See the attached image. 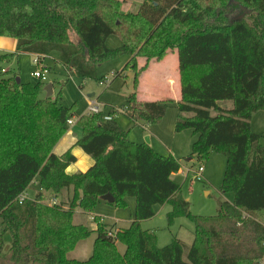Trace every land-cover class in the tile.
<instances>
[{
  "label": "trees",
  "instance_id": "obj_1",
  "mask_svg": "<svg viewBox=\"0 0 264 264\" xmlns=\"http://www.w3.org/2000/svg\"><path fill=\"white\" fill-rule=\"evenodd\" d=\"M123 4L0 0V37L17 41L14 53L0 54V264H257L264 259V134L252 131L251 120L264 111V0H144L137 12L128 13ZM113 35L122 39L120 49L108 46ZM170 49L178 52L181 100L140 101L133 92L126 98L125 116L135 125L156 124L176 104L175 132L191 130L196 137L189 159L205 164L213 154L226 157L221 193H232L234 199L223 202L215 216L192 215L182 186L172 179L182 170L180 160L130 141L115 117L77 120L82 132L77 146L95 164L69 175L76 157L70 151L58 157L54 149L77 106H60L61 92L57 100L41 99V82L19 84L18 74L1 65L21 54L33 55L41 64L57 54L56 64L70 77L103 82L99 64L127 55L124 70L136 73L137 87L138 74L147 69H138V59L159 61ZM169 67L157 75L174 78L175 62ZM148 87L162 93L153 81ZM223 101H231L232 108H222ZM36 179L41 192L20 203ZM69 189L74 195L68 203L44 200V192L57 200ZM106 195L117 208H125L127 198L135 199L128 228L108 226L98 216L95 231L74 223L77 210L92 215ZM166 204L172 207L171 223L185 217L195 225L191 245L174 238L158 248L157 235L141 228L156 216V206ZM7 233L12 241L5 253ZM93 233L97 238L90 258L70 259Z\"/></svg>",
  "mask_w": 264,
  "mask_h": 264
},
{
  "label": "rangeland",
  "instance_id": "obj_2",
  "mask_svg": "<svg viewBox=\"0 0 264 264\" xmlns=\"http://www.w3.org/2000/svg\"><path fill=\"white\" fill-rule=\"evenodd\" d=\"M124 1L122 10L125 13L137 12L144 0H120ZM108 46L111 49L117 50L123 46V41L119 36L113 35L108 39ZM171 50V49H170ZM167 53L173 55L177 54L176 50H171ZM6 53L0 51V54ZM57 54L46 57L43 63L37 65L34 60L35 57L29 54H21L15 56L10 61L2 63L4 70L11 71L12 73L18 74L22 83L43 84V92L41 93V99H47V94L44 91L45 87L53 85V100L58 99V95L61 92V98L58 100L59 105L63 107H72L76 105V116L70 120L74 121V125L69 126L68 130L77 129V120L84 115L91 114V107L94 102H98L101 106L104 105L103 115H109L111 111L116 108H123L126 103V98L136 92L140 94L141 98H146V94L150 87L154 77L158 75L150 74L149 64L145 58L138 59V69L143 68L147 65V69L141 71L138 74V84L135 87V76L136 73L129 69L124 70L126 64L130 60L127 55L117 56L104 60L99 64L97 68L98 78H103V82L97 80H82L79 78L70 77L67 70L64 67L58 66L55 59ZM157 66L159 63L161 68L164 66H171L173 59H161L153 62ZM158 63V64H157ZM176 64V63H175ZM178 65V64H177ZM45 68V69H44ZM159 68V70L161 69ZM170 68V67H169ZM172 69V68H170ZM41 71L45 77V81H41L32 77V73ZM119 73L120 76L115 78V74ZM153 81L155 87L158 88L164 95V97H158L161 100H174L180 97V91L176 94L169 91L168 80ZM151 86H154L152 84ZM94 95L93 98H90ZM170 98V99H169ZM172 100V101H173ZM220 106L224 109H231V101L220 102ZM178 116V110L176 104L170 106L167 110L164 118L156 124H149L150 135L146 134L139 127H137L133 121H131L125 115H114L118 126L129 132V139L132 142L144 144L146 139L152 137L150 140L151 147L162 156L168 157L173 156L179 159L182 164V171L178 174L173 175L172 179L182 186L183 198L191 204L190 211L194 216H205L211 217L218 213V210L223 202H233L234 196L232 193L223 195L221 193V187L223 185L224 175L227 166V159L224 155L213 154L205 164H198L196 160L188 161L191 152L192 145L196 140L191 130H185L181 133L175 132V124ZM251 129L256 134H264V111L255 113L251 120ZM261 145L264 147V138L261 140ZM204 167L202 182L195 180V172L198 171L199 167ZM190 171L187 174V171ZM187 174V175H186ZM40 185L39 180L36 179L29 189L27 190L30 199L34 198L36 193L39 191ZM45 202L53 205L55 200L54 196L50 192H44ZM60 203L62 200L57 199ZM127 206L125 208H117L106 201L101 200L93 212L94 215L100 217L106 225L112 226L116 222L121 228H128L132 222L136 201L134 198L126 199ZM67 204L65 205V207ZM172 211V207L169 204L165 206H157L155 208L156 216L148 221H144L141 224V228L145 231L153 232L157 235V247L164 248L171 244L174 238H177L187 245H191L195 237V225L193 222L185 217L177 218L172 223L168 219V215ZM91 227L94 226V222H89ZM97 237L96 233H93L91 238L87 241L85 247L89 248L91 254L92 245ZM11 235L9 233L4 235L5 248L4 252L8 253L11 248ZM118 250L123 253L125 247L119 243L117 245ZM81 250H77L71 254L72 258L78 260H86L90 255L78 257V253ZM264 258V257H263ZM257 264H264V259Z\"/></svg>",
  "mask_w": 264,
  "mask_h": 264
},
{
  "label": "crops",
  "instance_id": "obj_3",
  "mask_svg": "<svg viewBox=\"0 0 264 264\" xmlns=\"http://www.w3.org/2000/svg\"><path fill=\"white\" fill-rule=\"evenodd\" d=\"M16 47H17V41L15 39L0 37V51H4L6 53H14L15 50H16ZM164 58L165 59H170L171 58L176 63L175 64L176 76L174 78H166V77H163V76L162 77L158 76V77H154L152 81H155V80L160 81L159 79L162 78L161 80H168L169 82H171L174 79L175 80V85L172 87L171 84H169V86H170L169 87V91L174 92L176 94L180 91V94H181V82H180L178 52L175 55H174V53H173V55L171 53H167V55ZM156 61L157 60L152 61L149 64V69L148 70L150 71L151 76L152 75H156L159 72V68L162 67V66L159 65L160 63L159 64L157 63L158 65L155 66L156 63H153V62H156ZM155 89H158V88H155ZM158 97L161 98V97H164V95L161 94V93L160 94H154L152 89L148 90V93L146 94V98H141L140 94L138 93V98H139L140 101H147V102H162V101H164V100L159 99ZM180 100H181V95H180V97L175 98L173 101L175 103H178ZM123 115H125V114H123ZM136 126L139 127L146 134L150 135L149 125L148 124L140 123V124H138ZM81 136H82V132H81L80 128H79V130H77V129L68 130L67 134L61 139V141L57 144V146L54 149V154L56 156H58V157L63 156L64 154H66L69 151L72 153V155H74L76 157V162L71 164L67 168V173L69 175L86 172L89 168H91L95 164V161L90 156L85 154L83 152V150L79 146H77V142L81 138ZM149 139L151 140L152 137H149ZM137 144H139V143H137ZM150 145H151V143H150ZM39 185H40V182H39ZM38 192H41V185H40V189H39ZM38 192L36 194H38ZM73 195H74V190L73 189L65 190V191H63V193H62V195H61V197L59 199L62 200L63 202H65V203H68L69 202V198L73 197ZM29 198H30V196H29ZM56 201L59 202L58 200H56ZM65 208H67V206ZM94 216H96V215H94V214L86 215L81 210H77L75 212V214H74V223L76 225H85L90 230L95 231L97 229V224L93 220ZM89 222H94V226L91 227V224H88ZM102 222L105 224V222L103 220H102ZM113 225H116L117 228H121V226L118 224V222H116ZM89 239L79 243L78 246L75 248V250H73V252L77 251L78 249L81 250V251H79V253L77 255L78 257H83V256H87V255L91 256L92 255L95 241H94V243L92 245V252H91V254H89L90 253V252H88L89 248L85 247L86 244H87V241ZM73 252H71L69 254V258L70 259L77 260V261H86V260H88L90 258V256L86 260H78V259L72 258L71 254Z\"/></svg>",
  "mask_w": 264,
  "mask_h": 264
},
{
  "label": "built area",
  "instance_id": "obj_4",
  "mask_svg": "<svg viewBox=\"0 0 264 264\" xmlns=\"http://www.w3.org/2000/svg\"><path fill=\"white\" fill-rule=\"evenodd\" d=\"M34 62L37 65L41 64L40 61L38 60V58H35ZM32 77H34L36 79H39L41 81H45L46 80L45 75L41 71H37V72L32 73ZM104 107H105L104 105L101 106L98 102H94L92 107H91V114H93V115H102V118H103L104 121H106V122L107 121H111L114 118V116L111 115L110 113H109V115H103ZM114 111L116 113V116L125 114V109L124 108H121V109H119V108L117 109L116 108V109H114ZM67 124L69 126H72V125H74V121L73 120H68ZM186 173L189 174L190 171L188 170ZM203 173H204V167L200 166L198 171L195 172V180L198 181V182H202L204 180ZM27 199H29V195L27 194V192L23 193L19 197L20 203H22L23 201H25ZM56 204H58V202L56 200H54L53 201V205H56ZM93 220H94V218H93ZM109 235L113 236V233L110 232Z\"/></svg>",
  "mask_w": 264,
  "mask_h": 264
},
{
  "label": "water",
  "instance_id": "obj_5",
  "mask_svg": "<svg viewBox=\"0 0 264 264\" xmlns=\"http://www.w3.org/2000/svg\"><path fill=\"white\" fill-rule=\"evenodd\" d=\"M17 82L19 84L21 83L20 78H17ZM44 91L47 94V98H52L53 97L54 92H53V85L52 84H50L47 87H45ZM93 97H94V95L90 96V98H93ZM146 143L150 145V139L149 138L146 139ZM189 160H191V159H188V161ZM102 200L106 201L107 203H110V204L114 203V198L111 195L103 196Z\"/></svg>",
  "mask_w": 264,
  "mask_h": 264
}]
</instances>
